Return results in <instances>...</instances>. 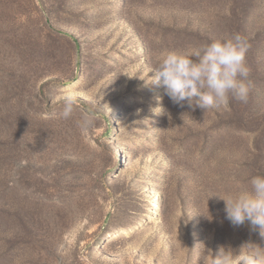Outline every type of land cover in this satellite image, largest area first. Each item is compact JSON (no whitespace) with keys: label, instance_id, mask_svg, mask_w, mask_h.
Here are the masks:
<instances>
[{"label":"rangeland","instance_id":"1","mask_svg":"<svg viewBox=\"0 0 264 264\" xmlns=\"http://www.w3.org/2000/svg\"><path fill=\"white\" fill-rule=\"evenodd\" d=\"M234 33L251 45L247 103L178 106L148 83L167 53ZM254 175L264 0H0V264H209L264 247L220 198Z\"/></svg>","mask_w":264,"mask_h":264},{"label":"clouds","instance_id":"2","mask_svg":"<svg viewBox=\"0 0 264 264\" xmlns=\"http://www.w3.org/2000/svg\"><path fill=\"white\" fill-rule=\"evenodd\" d=\"M250 47L243 35L234 33L188 51L169 52L149 69L153 75L148 83L162 86L171 102L178 106L186 103L189 108L205 111L226 106L230 98L247 103L253 86L246 65ZM80 98L76 88L62 97V118L71 116ZM93 122L94 117L88 114L80 126L88 128ZM250 185L249 191L220 198L225 202L226 218L233 225L247 222L250 230H258L264 237V175L252 176ZM241 247L238 251L220 247L215 256L211 255L209 264H264V247L251 242Z\"/></svg>","mask_w":264,"mask_h":264},{"label":"bare ground","instance_id":"3","mask_svg":"<svg viewBox=\"0 0 264 264\" xmlns=\"http://www.w3.org/2000/svg\"><path fill=\"white\" fill-rule=\"evenodd\" d=\"M153 210H154V208H153Z\"/></svg>","mask_w":264,"mask_h":264}]
</instances>
